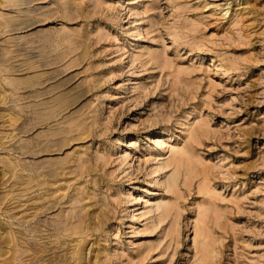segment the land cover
Returning a JSON list of instances; mask_svg holds the SVG:
<instances>
[{
	"label": "rangeland",
	"instance_id": "1",
	"mask_svg": "<svg viewBox=\"0 0 264 264\" xmlns=\"http://www.w3.org/2000/svg\"><path fill=\"white\" fill-rule=\"evenodd\" d=\"M9 234L22 264H264V0L1 3L0 264Z\"/></svg>",
	"mask_w": 264,
	"mask_h": 264
},
{
	"label": "bare ground",
	"instance_id": "2",
	"mask_svg": "<svg viewBox=\"0 0 264 264\" xmlns=\"http://www.w3.org/2000/svg\"><path fill=\"white\" fill-rule=\"evenodd\" d=\"M12 2H14V0H0V4L2 3H12ZM4 23H5V21H4ZM4 25H6V24H4ZM10 25H8V27H9ZM1 27H2V25H1ZM5 28V27H4ZM7 28V27H6ZM9 29V28H8ZM68 101V100H67ZM65 105V104H64ZM63 107V106H62ZM65 107H68L67 105L65 106ZM63 142L61 143V145H67L68 144V141H66V139L64 140H62ZM5 166H6V164H4ZM12 165V164H11ZM15 166V165H14ZM4 167V166H3ZM15 168V167H14ZM17 169V168H16ZM9 170L11 171V172H13L12 170H13V168L12 167H10L9 168ZM18 170V169H17ZM17 170L15 171L14 170V172H16V174H17ZM14 174V173H13ZM12 174V175H13ZM8 175V174H7ZM6 176V175H5ZM176 177H177V174H174L173 175V180L174 179H176ZM19 179V178H18ZM20 180V179H19ZM31 181V180H30ZM19 182V181H18ZM22 180H20V184H24V182H22ZM27 183V182H26ZM31 183V182H30ZM29 183V184H30ZM161 208H163L164 209V211L165 212H167L168 213V209L166 208V207H163V206H161ZM193 223V222H192ZM190 233V232H189ZM14 242H15V238H14V236H12V235H10L9 234V236H7L6 237V239H5V244H6V247L8 248V251L7 252H3V255L4 254H7V253H11L12 252V258H13V261H12V263H10L11 261V259H9V261L8 260H6V264H22L21 262H18V255H19V253L21 252V251H23V250H18V248H14L12 245L14 244ZM45 252V251H44ZM35 255H37L38 253H34ZM1 255H2V253H1ZM22 256V255H21ZM20 257V256H19Z\"/></svg>",
	"mask_w": 264,
	"mask_h": 264
}]
</instances>
